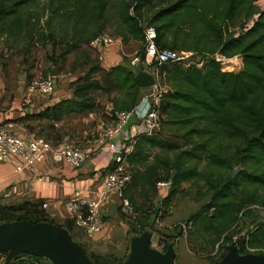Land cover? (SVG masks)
Returning a JSON list of instances; mask_svg holds the SVG:
<instances>
[{
    "label": "trees",
    "instance_id": "16d2710c",
    "mask_svg": "<svg viewBox=\"0 0 264 264\" xmlns=\"http://www.w3.org/2000/svg\"><path fill=\"white\" fill-rule=\"evenodd\" d=\"M47 1V16L42 25L44 14L34 17L27 12L42 0H0V39L31 37L35 26L64 32L66 49L55 60L54 68L61 72L67 56L74 53L76 57L71 68L87 70L84 76L71 83L72 98L58 102L40 115H30L31 120L46 118L58 123L68 116L97 111L98 94L115 90L119 83L117 78L124 71L127 72L129 91L122 103L114 102L113 110L135 109L145 95V89L136 82L138 71L132 72L125 62L106 72L92 58L89 49L90 42L102 34L108 24L106 0ZM258 1L132 0L127 11L120 15L128 33L141 37L143 43L144 28H155L160 50L209 51L228 59L237 55L242 57L243 66L239 72L224 71L223 65L215 59L208 60L202 69L180 64L162 67L169 90L161 104V129L153 136L137 139L134 151L128 156L132 182L123 194V198L132 204L138 194L151 202L158 193L159 182L171 181L175 187L184 182L212 178V171L227 169L226 154L234 149L237 157L245 158L254 172L243 173L220 184L211 201L190 218L207 237L210 250H205H218L215 264L236 245L234 234L242 211L251 205L264 206V12L256 7ZM33 20L37 24L32 23ZM118 33L122 36V29ZM84 45L88 48L84 49ZM138 55L144 60L145 50ZM52 71L53 68L46 75ZM100 73H104L103 80L97 77ZM51 127L47 125V128ZM154 150L159 153L152 157ZM203 163L208 164L210 172L200 171L198 166ZM160 212L161 208L153 209L146 216L151 221L145 225L138 219L124 216L131 239L145 232L151 233ZM24 220L35 224L48 222L67 229L96 264H119L129 255L125 260L109 257L112 259L103 263L76 239L73 233L76 227L71 219L63 223L51 220L41 201L9 205L2 204L0 199V224ZM162 240L160 237L165 251L171 243H176V239ZM243 253L264 255V220L247 235ZM22 257L28 258L31 264H52L48 259L25 254L10 263L5 259L0 264H26L19 262Z\"/></svg>",
    "mask_w": 264,
    "mask_h": 264
},
{
    "label": "built area",
    "instance_id": "2783aa9c",
    "mask_svg": "<svg viewBox=\"0 0 264 264\" xmlns=\"http://www.w3.org/2000/svg\"><path fill=\"white\" fill-rule=\"evenodd\" d=\"M252 25H247L250 28ZM247 30V29H245ZM157 32L155 28H144V60L137 55L130 64L138 70L143 66L155 82L145 89L147 93L140 103L132 111L116 113V118L109 123L99 134L94 143L79 145L70 141L54 144L48 139L36 134L22 137L12 132V123H0V161H8L12 155L22 159V164L17 166V172L21 173L31 169L36 164H41L47 159L54 162H64L74 170L81 169L88 161H95V169L104 172L103 189L96 199H86L81 196L79 190L65 201L64 208L73 221L75 227L87 236H95L102 230L101 204L113 191L121 199L120 210L129 219L135 220L138 213L133 204L123 198L124 192L132 182V172L128 162V156L134 151L136 141L141 136H153L158 133L162 125L161 104L169 87L166 83V74L162 67L168 64H180L184 67H197L202 69L210 59H215L222 65L219 57H206L195 51H170L160 50L156 43ZM120 40L111 32L104 31L93 39L89 49L97 52L102 47H111ZM99 60H102L99 55ZM56 79L61 81H75L71 72H59L57 77L51 74L38 73L29 79L25 95L22 99V108L33 105L35 97L51 99L55 93ZM117 141L111 144L114 140ZM108 156V159H105ZM43 181V177L39 179ZM158 194L172 190V182L164 181L157 184ZM161 212L154 220L151 233L153 240L151 247L165 252L164 244L160 243L159 232L156 227L162 226Z\"/></svg>",
    "mask_w": 264,
    "mask_h": 264
},
{
    "label": "crops",
    "instance_id": "0c3cea01",
    "mask_svg": "<svg viewBox=\"0 0 264 264\" xmlns=\"http://www.w3.org/2000/svg\"><path fill=\"white\" fill-rule=\"evenodd\" d=\"M42 25H44L43 20ZM131 43L132 41L124 43L120 39L111 47L102 46L98 50V55L102 57V60L98 62L100 66L104 69H110L124 64L127 58L131 62L138 53L137 50L131 48ZM69 57L70 59L67 60L61 72L70 68L74 62V53ZM92 58L95 59V56L92 55ZM86 70L82 67L77 68V71L83 73L79 77L84 76ZM79 77L74 74L75 81ZM29 78L30 75L27 71H24L23 67H18L8 79L0 78V123H12L14 134L22 137L36 134L38 131H31L29 126L34 127L33 122H45L52 125L51 128H45L48 129L46 132L47 138L52 143L59 144L72 139L70 141L72 143L88 145L94 139L96 132L100 133L105 128V120L101 119L102 110L68 116L58 123L46 118L31 120L30 115H40L58 102L72 98L73 88L71 83L74 81L56 79L55 93L51 99L35 97L31 107L22 108V99ZM71 118L74 119V123H71V127L67 128L65 124ZM45 129L42 128L41 130ZM91 136L93 137L91 138ZM54 140L56 143L53 142ZM105 159L107 160L108 156H105ZM21 164L22 159L15 155H12L8 161H0L1 201H14L12 203L7 202L9 205L22 201H41L46 205L48 217L57 223H63L66 219H70L65 211L64 203L76 190L80 191L83 198L96 199L103 189L105 174L96 171L95 161H88L81 169L74 170L64 162H54L47 159L41 164L34 165L31 169L19 173L16 168ZM41 177H43V181L39 180ZM165 196L167 197V192H162L160 195L162 198ZM120 206L121 199L116 191H113L101 204V232L95 236H86L84 240L88 241L89 244H93L92 251H95L96 254L125 260L127 241H131V236L127 220L121 215ZM164 226L170 227L167 221L162 223V227ZM181 241H184L188 248L186 234L177 238L175 243L176 259L179 264H192V261L185 257L183 249L179 247Z\"/></svg>",
    "mask_w": 264,
    "mask_h": 264
},
{
    "label": "rangeland",
    "instance_id": "374dc122",
    "mask_svg": "<svg viewBox=\"0 0 264 264\" xmlns=\"http://www.w3.org/2000/svg\"><path fill=\"white\" fill-rule=\"evenodd\" d=\"M106 2L108 9V24L106 26L105 31L119 35L118 31L122 29V36L119 35L122 42L125 43L132 41V43L130 44L131 48L133 50H137L138 54H143V39L141 37L131 36L128 33V27L123 25L120 20L121 13L127 11V7L131 5L132 0H106ZM47 3V0H42V2L38 5L29 8L27 12H29L34 17H36L38 14H44L43 21H45V18L47 16ZM255 5L260 12H264V0H259L258 2H256ZM32 23L37 24L36 20H33ZM63 34L64 32L60 33L55 29L48 30L45 26H35V28L31 30V37H25L23 39H10L4 37L0 39V78L8 79L11 74H14L15 70L18 67H23L24 71H27L28 75H30L29 79L41 72L44 74L49 73L51 68L55 70V60L59 59L60 55L62 54L64 49H66L67 45ZM86 48H88V46H85L84 49ZM90 52L92 53V55L95 56L96 61L100 62L98 53L93 52L91 50ZM200 54H204L206 55V57L209 58L219 57L224 61L223 64L226 62V60H234L235 63L233 64H236L235 69L227 72H239L243 66L242 57L238 55L228 59L217 53L212 54L209 51ZM69 56H67V60L70 59ZM74 56L76 57L75 54ZM125 66L132 72L138 71L130 64L129 58H127ZM62 67H64V64H62ZM104 70L107 72L111 69ZM64 72L74 73L77 77L83 74L82 72L77 71V69L73 70L71 67L65 69ZM97 77L103 80L104 73L98 74ZM126 78L127 72L125 73L124 71L117 78L119 79V83L116 85L115 90L98 94V110H102L101 119L105 120L106 126L115 120L116 113L122 112L121 110L113 109L114 102L118 101L119 103H122L124 96L129 91V82L126 81ZM145 93H147V91ZM73 120L74 119L71 118L66 122L65 125L67 128L71 127V123H74ZM32 125H34V127L38 131L36 135L48 139L46 133L48 129H45L47 128L46 126L48 125V123L33 122ZM42 128H44L45 130L42 131ZM75 128H77V126H75ZM99 134L100 133L96 132V134L94 135V139L91 143H94L96 138H98ZM92 137L93 136H91V138ZM53 142L56 143L55 140ZM79 145L85 144L80 143ZM158 153V150H154L151 153V156L154 157ZM226 158L229 161L227 169L223 172H218L217 170L212 171L214 175L212 178H204L202 180L184 182L179 186L172 187V190L168 192V199H164L167 198L166 196L163 198L160 197V195L157 193V195L153 199H151L152 201L149 202L144 199V197H141L138 194L136 195L135 202L133 203L138 213V217H136V219H138V222L143 225L151 221V218L149 219L148 217L147 219L146 216H149V213L153 209H157V207L161 208V215H163L162 223L164 221H167L170 227L167 228L165 226L162 227L160 225L159 227H156L159 232V236L163 239L162 241L167 242L169 240H175L177 238H180L186 234L188 240V248L186 247L184 241L180 242L179 247L183 249L185 257L192 261V264H215L219 253L217 249L208 252L205 250L206 248L210 250L206 242L207 237L198 227V224L194 225L190 221V218L196 213H198L202 207H204L211 201L215 189L220 184H225L232 178L241 176L243 173L254 172V170L248 165V162L245 161V158L240 159V157H237L234 149L229 150V152L226 154ZM198 167L200 171H211L210 167L206 163L200 164ZM236 170H240V172L237 175H234L233 173ZM259 173L260 172H257V174ZM7 202L12 203L14 201H1L2 204H7ZM242 214L243 215L240 218L239 225L235 229L234 239L236 240V243L237 240L240 238L246 239L247 235L253 229V227L264 220V206L261 204L251 205L245 208L242 211ZM121 215L123 217L126 216L122 213ZM73 233L76 239L79 240L82 244H84V246L90 253H92V255L96 256L95 258L99 259L103 263H106L112 259L109 258L110 256L100 255L97 253L99 255L98 256L95 251H92L93 244H89L88 241L84 240V237H86L87 235H85L82 231L75 228ZM129 234L130 236H132L130 232ZM128 252H130V241H127V255L129 254ZM6 258L7 253H0L1 262H3V260H5ZM19 262L31 264L29 259L26 257L19 258ZM40 264L46 263L41 262Z\"/></svg>",
    "mask_w": 264,
    "mask_h": 264
},
{
    "label": "water",
    "instance_id": "95a60500",
    "mask_svg": "<svg viewBox=\"0 0 264 264\" xmlns=\"http://www.w3.org/2000/svg\"><path fill=\"white\" fill-rule=\"evenodd\" d=\"M58 74V69L51 73L54 77ZM136 82L140 88L147 89L154 85L155 80L143 66L136 75ZM238 172L236 170L234 174ZM152 240L150 232L132 238L130 253L119 264H178L175 243H171L165 252H160L151 247ZM245 245L246 239H238L217 264H264L263 254H244ZM0 253H7V263L25 254L48 259L52 264H96L67 229L48 222L35 224L24 220L0 224Z\"/></svg>",
    "mask_w": 264,
    "mask_h": 264
},
{
    "label": "bare ground",
    "instance_id": "6f19581e",
    "mask_svg": "<svg viewBox=\"0 0 264 264\" xmlns=\"http://www.w3.org/2000/svg\"><path fill=\"white\" fill-rule=\"evenodd\" d=\"M234 60H226L223 70L224 71H231L235 69L236 64Z\"/></svg>",
    "mask_w": 264,
    "mask_h": 264
}]
</instances>
